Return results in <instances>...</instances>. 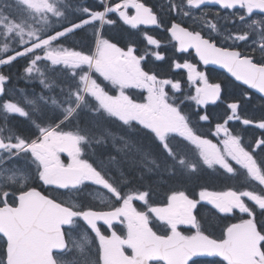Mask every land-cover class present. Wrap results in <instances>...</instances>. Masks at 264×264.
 <instances>
[{
  "label": "snow or ice",
  "instance_id": "6c2138e0",
  "mask_svg": "<svg viewBox=\"0 0 264 264\" xmlns=\"http://www.w3.org/2000/svg\"><path fill=\"white\" fill-rule=\"evenodd\" d=\"M0 264H264V0H0Z\"/></svg>",
  "mask_w": 264,
  "mask_h": 264
},
{
  "label": "flooded vegetation",
  "instance_id": "af4514ba",
  "mask_svg": "<svg viewBox=\"0 0 264 264\" xmlns=\"http://www.w3.org/2000/svg\"><path fill=\"white\" fill-rule=\"evenodd\" d=\"M127 27V26H125ZM133 31H136V30H133ZM152 34V33H150ZM217 39H220V37H217ZM168 48H163L162 51L166 54L167 56V52H168ZM183 55L188 61L192 62V63H195L197 64L201 70H204L208 73L209 75V78H210V81H214V82H222V81H227V80H232L234 81V78H231L228 74H226L225 72H222V71H219L217 70L216 68L214 67H207L205 68L202 63H198L196 60H192V59H196L195 58V55H194V52H190L189 54H180L178 52L175 51V48L173 47L172 50H171V57L173 56H176V57H179ZM168 57V56H167ZM170 57V58H171ZM198 59V58H197ZM199 61V60H198ZM160 63H163V62H160ZM160 63H156V64H160ZM159 70V69H158ZM165 70H161V72H164ZM170 71V70H169ZM181 82L182 84L186 81V73H181L178 77H177ZM107 82H105L106 84ZM234 84H239V82H235L234 81ZM109 90L115 94L116 90L114 88H111V86L109 85ZM240 91L239 88H236V87H233V86H229V89H228V93L229 94H238ZM259 94H257L258 96ZM137 100L141 99V95L139 93H137L136 97H135ZM229 99H231V95H229ZM254 107V106H252ZM210 109L213 110V115L214 116H218L220 114H223L224 112V107L221 105L219 108H216L215 106H210ZM203 131H207V129H203ZM121 148V147H120ZM126 150V149H124ZM64 161H65V158H62ZM116 175V174H114ZM202 216H207L208 215V212L207 210L202 212L201 213ZM236 222V221H235ZM155 227H154V230L158 231V233H161L163 234L164 232L167 231V229L160 223L156 222V221H153ZM222 229V224H221V221L220 220H217L215 222V225L213 226V228L211 229L213 234L216 235V236H219L220 235V230ZM123 230V226L122 225H119L117 226V231H122ZM182 231H185L186 234L188 233V229L187 228H182ZM206 261V260H205Z\"/></svg>",
  "mask_w": 264,
  "mask_h": 264
},
{
  "label": "trees",
  "instance_id": "16d2710c",
  "mask_svg": "<svg viewBox=\"0 0 264 264\" xmlns=\"http://www.w3.org/2000/svg\"><path fill=\"white\" fill-rule=\"evenodd\" d=\"M132 31H133V30H132ZM123 35H124L125 37H127V32L123 33ZM136 38H137V37H134L133 39H136ZM161 38L163 39L164 37H161ZM140 39H141V37H140ZM167 56H168L169 58L171 57V50H168V52H167ZM157 65L160 66V67L158 68L159 71H161V70H165L164 73H169V68H168V65H167L166 63H160V64H157ZM20 86H21V87H25V85L23 84V82H21ZM29 87H30V88H31V87H35V89H36L37 91H40V88H39L38 85H33V86H29ZM112 131L118 133V132H119V129H117V128H113ZM117 145H118V147L123 148V144H122V142L119 141V140L117 141ZM109 151H111L113 155L117 156V159H118V161L120 162V166L124 169L125 172H127V171H128V167H129V162H130L132 156L134 155V153H133L130 149H126L125 151H126L128 157H129V160H128V161H125V160L123 159V155H120V153H118V152L112 150L111 148H109ZM115 170H116V169H115L114 167H112V172H113V173H116ZM209 183H210L213 187H216V188L222 187L220 181H214V182H213V181H209ZM157 199H158L159 201H162V200H163V193H162V191H161L160 195L157 197ZM225 222H227V223H231V222H235V221H232V220H229V221H221L222 227H223V224H224Z\"/></svg>",
  "mask_w": 264,
  "mask_h": 264
},
{
  "label": "rangeland",
  "instance_id": "374dc122",
  "mask_svg": "<svg viewBox=\"0 0 264 264\" xmlns=\"http://www.w3.org/2000/svg\"><path fill=\"white\" fill-rule=\"evenodd\" d=\"M149 47H150V46H149ZM117 147H118V145H117ZM118 148H120V147H118ZM124 153H126L125 150H124ZM120 155H123V153H120ZM62 158H65V161H64L65 163H68V162H69V158L66 156V154H63V155H62ZM114 168H115V167H114ZM115 169H116V168H115ZM115 171H116V174H118V173H117V169H116ZM97 200L99 201V199H97ZM97 200L95 201V203L98 202ZM158 223H159V222H158Z\"/></svg>",
  "mask_w": 264,
  "mask_h": 264
},
{
  "label": "water",
  "instance_id": "95a60500",
  "mask_svg": "<svg viewBox=\"0 0 264 264\" xmlns=\"http://www.w3.org/2000/svg\"><path fill=\"white\" fill-rule=\"evenodd\" d=\"M208 67H214V68H216V69H219V70H221V71L226 72V70L220 68L219 66L209 65ZM226 73H227V72H226ZM227 74H228V73H227ZM228 75L230 76V74H228ZM230 77H231V76H230ZM231 78H232V77H231ZM201 259H213V258H201Z\"/></svg>",
  "mask_w": 264,
  "mask_h": 264
}]
</instances>
